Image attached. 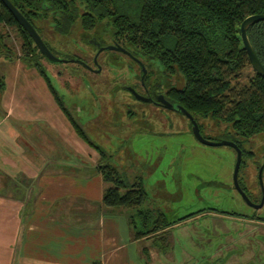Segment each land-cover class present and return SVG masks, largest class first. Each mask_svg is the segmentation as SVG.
I'll return each mask as SVG.
<instances>
[{
	"label": "rangeland",
	"instance_id": "374dc122",
	"mask_svg": "<svg viewBox=\"0 0 264 264\" xmlns=\"http://www.w3.org/2000/svg\"><path fill=\"white\" fill-rule=\"evenodd\" d=\"M37 27L61 60L40 58L65 107L88 138L108 154V163L129 183H142L147 200L140 208L161 211L173 223L165 236L169 243L161 236L140 242L145 263L264 264V225L237 216L253 213L234 185L237 151L231 146L202 144L183 113L140 101L128 91L134 87L140 95H164L171 89L183 90L184 79L177 74L168 75L157 59L135 52L149 70L143 84V72L136 58L108 49L98 58L101 71H90L84 62L93 66L97 49L94 42L111 46L114 28L108 21L86 31L77 20L67 34L56 31L53 19L42 21ZM0 29L6 34L8 50L4 53H11V57H4L9 60L5 64L36 70L22 57L24 40L20 31L4 25ZM6 73L0 65V76ZM252 73L249 69L246 74ZM198 124L202 135L213 142L233 141L237 137L231 124L210 118H199ZM243 146L254 154L244 156L243 165L253 167L252 178L258 188L260 183L264 185V133L244 140ZM85 166L86 170L95 171L93 164ZM245 170L243 166L238 175L243 186ZM122 209L129 217L137 213V209ZM260 214L264 217V208ZM137 223L141 227L139 218Z\"/></svg>",
	"mask_w": 264,
	"mask_h": 264
},
{
	"label": "trees",
	"instance_id": "16d2710c",
	"mask_svg": "<svg viewBox=\"0 0 264 264\" xmlns=\"http://www.w3.org/2000/svg\"><path fill=\"white\" fill-rule=\"evenodd\" d=\"M9 1L39 33L37 23L48 19L54 20L60 34L69 33L77 20L86 31L108 21L118 45L157 59L168 75L177 74L184 79L185 88L169 90L166 98L184 108L197 122L199 118H210L231 124L237 136L233 141L242 150L244 140L264 133V78L256 73L246 75L251 63L241 36L246 18L264 14V0ZM0 25L20 31L24 40L22 57L44 77L77 133L99 152L96 169L109 185L104 193L105 205L137 209L136 215L129 217L134 239L161 236L166 240L165 230L173 223L161 211L140 208L147 200L142 183H129L108 163V154L88 138L66 110L42 66L43 55L1 0ZM248 37L264 65V21L252 25ZM4 50H8L6 34L0 29V57H11ZM5 86V78L0 76L1 95ZM200 128L202 131L201 125Z\"/></svg>",
	"mask_w": 264,
	"mask_h": 264
},
{
	"label": "crops",
	"instance_id": "0c3cea01",
	"mask_svg": "<svg viewBox=\"0 0 264 264\" xmlns=\"http://www.w3.org/2000/svg\"><path fill=\"white\" fill-rule=\"evenodd\" d=\"M0 59V264H146L139 244L154 238L134 239L127 212L105 205L99 152L38 70Z\"/></svg>",
	"mask_w": 264,
	"mask_h": 264
},
{
	"label": "water",
	"instance_id": "95a60500",
	"mask_svg": "<svg viewBox=\"0 0 264 264\" xmlns=\"http://www.w3.org/2000/svg\"><path fill=\"white\" fill-rule=\"evenodd\" d=\"M1 1L6 5V7L9 9V11L13 14V16H14L15 20L18 22V24L25 31L28 32V34L31 36V38L33 39L36 46L39 48L41 54L43 56H45L49 61L60 62L61 60L53 55V53L50 51L48 46L45 44V42L43 41L41 36L38 34L37 30L23 16V14L21 12H19V10H17V8L9 0H1ZM262 21H264V14L253 15V16L246 18L242 22V25H241V36H242V40L244 42L245 48L249 53L251 63H252L254 70L256 71V73L259 76L264 78V66L259 61V59H258L250 41H249V38H248V29L252 25L259 23V22H262ZM95 44L99 47L101 46L99 43H95ZM115 48H117V47H112V46L111 47H100L98 54L105 51L106 49L111 50V49H115ZM96 63H97V60H96ZM100 71H101V67L98 68V72H100ZM130 91L138 100L143 101V102H152L151 98L143 97L142 95L137 93L134 89H130ZM158 100H159L160 104L165 106V108L174 109V106L171 103H169L164 98V96L158 97ZM177 109L180 110L191 121L193 134L199 142H201L202 144L207 145V146H223V145L224 146H231L237 151V164H236L235 173H234V185H235V188L237 189V191L242 195V197L246 201H249L246 194L241 189L240 184H239V180H238V175H239V171H240L241 163H242V151H241V149L237 146L236 143L231 142V141L212 142L210 140L205 139L203 137V135L201 134L199 124L197 123L195 118L189 112H187L184 108L178 106ZM260 174H262V170L260 171Z\"/></svg>",
	"mask_w": 264,
	"mask_h": 264
},
{
	"label": "flooded vegetation",
	"instance_id": "af4514ba",
	"mask_svg": "<svg viewBox=\"0 0 264 264\" xmlns=\"http://www.w3.org/2000/svg\"><path fill=\"white\" fill-rule=\"evenodd\" d=\"M6 6V5H5ZM9 10V9H8ZM18 10V9H17ZM20 12V11H19ZM24 16V15H23ZM25 17V16H24ZM43 21H46V20H43ZM42 21H39L38 23H37V26H38V24L39 23H41ZM31 23V22H30ZM34 27V26H33ZM35 28V27H34ZM36 29V28H35ZM27 32V31H26ZM37 32H38V30H37ZM28 33V32H27ZM38 34L40 35V36H42L41 35V32L39 33L38 32ZM31 37V36H30ZM42 38V37H41ZM249 38V37H248ZM43 39V38H42ZM33 40V39H32ZM44 41V40H43ZM250 41V40H249ZM45 42V41H44ZM95 43H98V42H94V46L97 48L96 49V54L94 55V57H93V66L92 65H90V64H88L87 62H84L87 66H88V68H89V70L90 71H92V72H98V68L100 67V62L98 61V58H99V56H100V54L102 53H100V54H98V52H99V48L100 47H103V45L102 44H100L101 46L99 47V46H97ZM244 43V42H243ZM251 43V42H250ZM45 44L48 46V48L50 49V51L53 53V51L51 50V48L49 47V45L45 42ZM36 45V44H35ZM252 45V44H251ZM111 46L112 47H117V48H115V49H111V50H114V51H120V52H122V53H124V54H126V55H129V56H132V57H135L136 58V62L139 64V68H140V70H142V75H143V77L144 78H141V83H143L144 84V82H145V80H146V78L147 77H149V70H147L148 68H147V66L146 65H144L142 62H141V59H139L138 58V56H137V54L134 52V51H132V50H129V49H127V48H125V47H123V46H121V45H118L114 40H113V38H112V43H111ZM110 46V47H111ZM245 46V45H244ZM253 47V46H252ZM38 48V47H37ZM246 49V48H245ZM254 49V48H253ZM38 50H39V48H38ZM255 51V50H254ZM39 52H40V50H39ZM248 52V51H247ZM41 53V52H40ZM256 53V52H255ZM249 54V53H248ZM53 55L55 56V54L53 53ZM257 55V54H256ZM44 58H46L45 56H43ZM258 57V56H257ZM138 58V59H137ZM249 58H250V56H249ZM47 59V58H46ZM259 59V58H258ZM96 60H97V63H96ZM79 61H81V60H79ZM79 61H77V62H79ZM259 61H260V59H259ZM261 62V61H260ZM250 63H251V59H250ZM262 63V62H261ZM263 65V64H262ZM264 66V65H263ZM249 69H252L253 70V73H256V71L254 70V68H253V66H252V63H251V65H250V67L249 68H247V70H246V73H247V71L249 70ZM252 73V74H253ZM251 74V75H252ZM257 74V73H256ZM142 75H141V77H142ZM247 75V74H246ZM258 75V74H257ZM249 76V75H248ZM261 77V76H260ZM130 89H134L136 92H137V89L136 88H134V87H129L128 88V91H130ZM131 92V91H130ZM137 93H139V92H137ZM157 94V93H156ZM143 97H147V98H151L152 99V102L151 103H153V104H156V105H158V106H161V107H163V108H165V106L164 105H162V104H160L159 103V100H158V97H160V96H164V98L169 102V103H171L167 98H166V93L164 94V95H156V96H152L151 94H146L145 96L144 95H142ZM172 104V103H171ZM173 106H174V109L175 110H177V111H179V112H181L180 110H178L177 109V107L179 106V105H176V104H172ZM182 113V112H181ZM198 123V122H197ZM191 126H192V123H191ZM199 127H200V125H199ZM200 130H201V128H200ZM201 134H202V131H201ZM204 137V136H203ZM205 138V137H204ZM205 139H207V138H205ZM207 140H209V139H207ZM211 141V140H210ZM213 142V141H212ZM231 142H234V141H231ZM235 143V142H234ZM238 146V145H237ZM239 147V146H238ZM240 148V147H239ZM243 148H244V146H243ZM241 149V148H240ZM241 151H242V163H241V168H240V171H241V169L243 168V166H244V168L246 169L245 170V172H246V183H245V185L243 186V184L242 183H240L239 182V184H240V187H241V189L244 191V193L246 194V196H247V198L249 199V201H246L243 197H242V199H243V201H244V203L248 206V207H250L252 210H253V213L252 214H247V213H244V214H241V215H237V216H242V217H246L247 219H249V221L250 222H253V223H255V224H258V223H262L263 225H264V217L260 214V212L263 210V208H264V185L263 184H261L260 183V186H258V188H257V186L255 185V182L253 181V178H252V173H253V167L251 166V165H243V163H244V161H243V157L245 156V157H249L250 155L251 156H253L254 154L253 153H251V152H248L247 150H242L241 149ZM262 170V172H263V169H262V167L261 166H259V168H258V172H260ZM239 171V172H240ZM254 174V173H253ZM237 190V189H236ZM242 196V195H241ZM260 206V207H259Z\"/></svg>",
	"mask_w": 264,
	"mask_h": 264
}]
</instances>
